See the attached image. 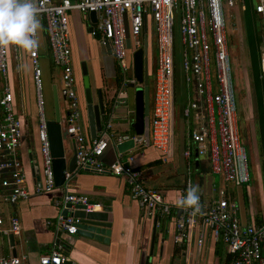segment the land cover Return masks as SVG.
<instances>
[{"label": "built area", "instance_id": "1", "mask_svg": "<svg viewBox=\"0 0 264 264\" xmlns=\"http://www.w3.org/2000/svg\"><path fill=\"white\" fill-rule=\"evenodd\" d=\"M246 0H37L39 19L45 29L48 58L60 72V96L67 104V116L61 122L66 136L74 142L76 172L110 174L121 178L130 197L139 207L156 219L157 224L173 215L175 241L188 239V230L200 226L220 239L233 257L232 264H264V222L241 226L240 208L225 189L209 203L200 198L201 212L193 216L191 209L166 202L158 189L146 185L143 173L131 164L132 158L116 159L110 165L102 161L104 152L122 143L125 137L110 132L108 123L95 138L85 135L82 111L76 91L70 45L69 15L94 13L96 23L90 33L110 52L124 74L122 84L134 83L133 54L143 47L144 27L152 24L155 41V65L151 73L149 138L150 145L164 158L173 152V119L176 106L181 104L180 117L188 124L182 157L187 165L186 180L180 189L182 197L192 183L195 157L207 158L213 175L225 185L241 187L252 181L249 155L241 141L237 110V88L230 50L228 21L232 12L243 9ZM253 13L262 26L264 42V0H251ZM227 11L229 14L227 15ZM125 22L128 26L131 51L126 48ZM178 24L180 74L185 98L178 102L176 83L178 72L174 51V29ZM39 35V34H38ZM39 47L29 52L32 81L35 89L37 138L42 168V182L34 193H51L56 187L47 133L48 114L43 88V72ZM8 46H0V233L20 236L21 225L16 214L7 208L28 199L30 193L20 160L22 122L14 104L9 82ZM264 68V53L262 59ZM178 103V105H177ZM191 123L196 128H189ZM143 144L142 149L146 146ZM67 187L72 174L64 172ZM61 210L56 220L47 221L68 237L78 232L77 209L85 213L97 212L100 205L84 195L65 192L54 201ZM177 213V214H176ZM200 236L198 245L201 244ZM25 256L9 257L0 264H23ZM68 259L56 245L50 253L39 258V264H67Z\"/></svg>", "mask_w": 264, "mask_h": 264}, {"label": "crops", "instance_id": "2", "mask_svg": "<svg viewBox=\"0 0 264 264\" xmlns=\"http://www.w3.org/2000/svg\"><path fill=\"white\" fill-rule=\"evenodd\" d=\"M240 12L242 13L240 8L232 12L234 20L238 18ZM252 17L260 24L254 13H252ZM95 23L96 17L93 21L89 15H82L77 12H72L69 15L70 45L76 78V91L82 111L81 122L85 128V135L88 136H90V132L86 114L85 87L90 88L94 103L97 102L98 91H101L104 101L110 100L114 96V88L116 87V62L111 53L109 54L110 48L107 49L106 45L101 44L98 37L90 35ZM237 23L239 20H236ZM146 26L147 30L144 31V36L147 37L149 52L148 68L150 66L152 68L155 65V41L152 24L148 22ZM238 29L234 30V35L237 34V36L235 35L237 43L238 41L242 42L243 50V37ZM261 31L262 26L260 24L257 37L261 57L248 53L252 58L250 59L252 64L255 61L254 65H257L255 77L261 82L252 81V86L249 89L250 78L245 73L249 90V102L246 101L247 106H245L247 110L242 115L245 124V140H243L241 132V141L249 155L250 166L252 167L250 171L253 186L234 187L225 185L218 176L211 173L207 158L194 156L195 162L192 169V183L199 186L198 195L203 202L209 203L223 189L227 191L226 193L230 198L237 201L240 208L241 226L264 222V192L262 191V185L264 186V68L262 60L260 62V58L263 59L264 42L261 38ZM39 43L40 52L48 58L43 24H41L39 31ZM8 48L10 54L9 82L14 94L15 109L22 122L20 160L30 195L27 200L6 209L18 217L21 233L19 237L14 239L13 247L10 245L9 236L0 233V260L25 256L23 264H39V258L50 253L56 244L61 246V251L68 259L67 264H227L229 260L228 264H232L233 257L227 252L223 243L221 245V240L215 239L209 231L200 226H193L188 230V239L181 243L176 242L174 228L177 216L173 215L157 224L155 218L147 215L138 203L130 197L124 181L114 175L75 171L66 188L61 186L51 193H34V187L40 184L43 178L37 138L35 89L32 81L29 52L20 48L18 50V47L15 46H8ZM246 60L244 56L243 61ZM42 61L46 108L49 106L48 111L52 109V87L55 86L63 121L68 112L67 104L60 96V72L52 65L49 58ZM83 63L86 65V76H83L81 69ZM28 68L31 76L30 74L27 76L25 73ZM56 70L58 73L54 74ZM150 85L152 88V83ZM1 90L2 79L0 77V97ZM118 100L120 106L116 108L115 115L109 122L111 125L110 132L122 137H133L131 124L134 120V98H128L125 93H120ZM179 106L181 107V104ZM179 106H176L173 119V152L171 155L164 158L153 147L149 146L150 148L142 149L144 145L138 144L134 150L128 151L122 156V160L132 158L131 164L141 169L146 185L161 191L166 202L174 206H177V202L181 198L179 191L186 180L187 169L182 152L189 125L181 119ZM196 126L191 123L189 128H196ZM64 148L68 161L75 150L74 142L68 137L64 141ZM115 159L116 151L109 147L104 152L102 161L105 165H110ZM159 160L162 161L161 164L150 166L153 161ZM65 192L84 195L90 202L100 205V210L97 213L104 215L107 223L111 224L110 229L103 230L108 233L107 243L95 241L83 236L80 232L68 237L65 234L57 233L55 228L46 226L47 221L53 222L61 214V210L55 207L54 201ZM80 210L77 209L76 211ZM200 236L202 241L198 245ZM14 252L16 256H13Z\"/></svg>", "mask_w": 264, "mask_h": 264}, {"label": "water", "instance_id": "3", "mask_svg": "<svg viewBox=\"0 0 264 264\" xmlns=\"http://www.w3.org/2000/svg\"><path fill=\"white\" fill-rule=\"evenodd\" d=\"M89 17L95 21V14L90 13ZM147 26L145 25L144 31L146 32ZM125 36H126V48L131 51V42L129 37L128 26L125 22ZM147 37L144 36L143 47L137 50L132 56L133 66V79L139 84V87L135 86V83H129L123 86L114 88V96L112 99H106L104 101L101 91L97 93V102L94 103L90 88L85 87V105L88 128L90 137L95 138L98 133L104 130L106 124H108L115 115V110L120 106L118 95L125 93L128 98H134V120L131 124L132 136L125 137V140L114 147L117 154H125L128 151L134 150L135 146L141 143H145L146 146L150 145L149 138V114H150V85H149V70H148V46ZM109 48V45H106ZM111 52H109L110 54ZM86 65L83 63L81 66L83 76L87 75ZM52 109L50 116L48 115L47 133L50 143L51 157L53 159L52 166L55 177L56 187L63 186L65 181L64 172L67 170L70 174H73L76 170V156L75 150L70 160L67 161L65 156L64 141L66 134L62 127V117L59 110V99L56 87H52ZM118 100V101H117ZM118 102V103H117ZM75 217L79 219L78 232L83 236L94 239L95 241L108 242V233H105V229H110L111 224L107 223L106 217L97 212L85 213L83 210L76 211ZM179 215V212L177 216ZM155 222L156 219H155ZM77 232V233H78ZM106 236V237H105ZM10 245L14 246V237L9 236ZM222 245V242H221ZM16 256V253H13Z\"/></svg>", "mask_w": 264, "mask_h": 264}, {"label": "rangeland", "instance_id": "4", "mask_svg": "<svg viewBox=\"0 0 264 264\" xmlns=\"http://www.w3.org/2000/svg\"><path fill=\"white\" fill-rule=\"evenodd\" d=\"M252 13H253V3L251 2V0H246L243 9H242V13L240 12L238 15V18H235L234 20V15L232 18H230L229 20V33H230V50L232 53V64H233V71L234 72V77H235V85H237L238 89H237V110H238V115H239V120H240V127H241V132H242V138L243 140H245L244 137V121L242 120V115L245 114L247 108L245 106H247V102L248 101V86L246 83V75H249L250 78V87L252 86L251 82L252 81H259L258 78L255 77V68L257 65H254L251 62L250 59H252L248 53L250 52V55H258V57H261V51H259V41H258V37H257V32L260 30V24H258V22L253 19L252 17ZM227 15L229 14V12L227 11L226 13ZM236 20H239V23L236 24ZM239 24V25H238ZM238 25V28H236ZM238 29V32H240V34L243 37V50H242V42L240 43V41H236L235 39V35L237 36V34L234 35V30L236 31ZM19 50V48H18ZM174 51H175V56H176V67H177V72H178V79H177V83H176V97L177 100L179 102H182L185 98V94H184V85H183V80L181 79V74H180V53H181V46H180V41H179V30H178V24L176 23L175 29H174ZM245 54V55H244ZM8 55L9 54V48H8ZM40 65L42 66V60L48 59L47 56L40 54ZM246 57V61H243V57ZM262 58H260V62H261ZM234 62V63H233ZM235 64V65H234ZM10 65V64H9ZM31 68V67H30ZM10 70V67H9ZM259 71V70H258ZM56 72L58 73V71H54V74H56ZM26 75L28 76L30 73L29 68L25 70ZM253 78V80H252ZM261 82V81H259ZM261 88V86H260ZM252 94V93H251ZM258 94V93H257ZM45 97V96H44ZM46 100V99H45ZM247 101V102H246ZM253 102V101H252ZM179 106V105H178ZM177 106V107H178ZM49 108V106H47L46 108V112L47 114L50 116L51 111H48L47 109ZM180 106H179V110H180ZM252 169V167H251ZM254 173V172H253ZM250 187L252 185V182L249 184ZM253 186V185H252ZM263 189L262 191L264 192V186L262 185Z\"/></svg>", "mask_w": 264, "mask_h": 264}, {"label": "clouds", "instance_id": "5", "mask_svg": "<svg viewBox=\"0 0 264 264\" xmlns=\"http://www.w3.org/2000/svg\"><path fill=\"white\" fill-rule=\"evenodd\" d=\"M40 8L37 0H0V46H15L27 52L39 47ZM199 186L191 185L177 202V207L201 212Z\"/></svg>", "mask_w": 264, "mask_h": 264}, {"label": "trees", "instance_id": "6", "mask_svg": "<svg viewBox=\"0 0 264 264\" xmlns=\"http://www.w3.org/2000/svg\"><path fill=\"white\" fill-rule=\"evenodd\" d=\"M261 32H262V31H261ZM117 70H118V72H117V73H118V74H117V75H118V76H117L118 78H117L116 81H117V86H120V84H121L122 81H123V77H122V75H121V72H120V68H119V67H118ZM150 76H151V74H150ZM43 88H44V87H43ZM43 90H44V89H43ZM150 91H151V85H150ZM150 147H151V146H150ZM150 147H148V148H150ZM148 148H147V149H148ZM151 148H152V147H151ZM161 162H162L161 160H159V161H153V162L151 163L150 166H151V167H153V166H157V165L161 164ZM140 170H141V169H140ZM182 187H183V186H182ZM229 262H230V260H229ZM229 262H228V263H229ZM228 263H227V264H228Z\"/></svg>", "mask_w": 264, "mask_h": 264}, {"label": "flooded vegetation", "instance_id": "7", "mask_svg": "<svg viewBox=\"0 0 264 264\" xmlns=\"http://www.w3.org/2000/svg\"><path fill=\"white\" fill-rule=\"evenodd\" d=\"M115 62H116V61H115ZM115 66H116V75H115V82H116V85H115V86L117 87V81H116V80H117V78H118V77H117V76H118V75H117V74H118V73H117V72H118V70H117V69H118V64L116 63ZM148 70H149V72L152 73L153 70H154V67L151 68V66H150V67L148 68ZM120 72H121L122 77H124V74L122 73L121 70H120ZM151 81H152V77L149 76V85L151 84ZM134 83H135V86H136V87H139V84H138L136 81H135ZM127 84H129V83H127ZM127 84H126V85H127ZM116 87H115V88H116Z\"/></svg>", "mask_w": 264, "mask_h": 264}]
</instances>
